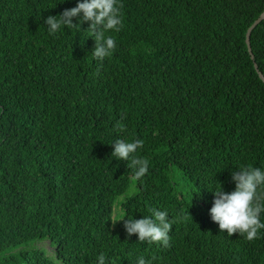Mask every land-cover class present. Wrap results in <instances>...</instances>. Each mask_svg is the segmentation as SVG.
I'll return each mask as SVG.
<instances>
[{"label": "trees", "instance_id": "1", "mask_svg": "<svg viewBox=\"0 0 264 264\" xmlns=\"http://www.w3.org/2000/svg\"><path fill=\"white\" fill-rule=\"evenodd\" d=\"M75 4L0 0V264H97L100 252L106 264H264V229L229 236L209 211L211 188H234L231 169L264 166V79L247 43L264 0H120L103 61L88 22L55 35L43 24ZM251 47L264 74V19ZM117 136L143 139L144 176L112 157ZM154 208L169 212L168 247L124 227Z\"/></svg>", "mask_w": 264, "mask_h": 264}, {"label": "clouds", "instance_id": "2", "mask_svg": "<svg viewBox=\"0 0 264 264\" xmlns=\"http://www.w3.org/2000/svg\"><path fill=\"white\" fill-rule=\"evenodd\" d=\"M60 2L63 3L64 0ZM84 22H88L85 29L92 33L95 40L91 54L93 58L103 61L117 47L114 37L106 35V32H119L122 27L120 0H76L74 6L65 8L59 14L45 17L43 24L50 35H55L62 28L65 30V26L71 30H80ZM117 127L123 128L124 125L117 123ZM111 143L112 157L127 162L132 157L136 178L148 172V160L133 156L143 146V139L128 141L117 136ZM230 178L235 185L231 191H226L222 182L210 189L213 193V203L209 209L211 219L218 223L221 231L227 230L229 236L239 233L248 240H253L264 229V219L261 218L264 213V166L240 165L234 170L231 169ZM151 212L152 215H143L140 218L127 216V219H124L126 215L121 214L118 219H124L127 234H136L138 241L159 242L165 247L170 246L172 222L169 212L158 208ZM107 260L108 257L103 252L98 253L97 264H106ZM136 264H150V261L139 256Z\"/></svg>", "mask_w": 264, "mask_h": 264}, {"label": "water", "instance_id": "3", "mask_svg": "<svg viewBox=\"0 0 264 264\" xmlns=\"http://www.w3.org/2000/svg\"><path fill=\"white\" fill-rule=\"evenodd\" d=\"M264 19V12L261 14V16L249 27L248 29V33H247V43H248V46H249V51L252 55V57L254 58V61H255V66L260 74V76L264 79V74L263 72L259 69L258 67V64L255 60V56H254V53L252 51V47H251V34H252V31L253 29L256 27L257 24H259L262 20Z\"/></svg>", "mask_w": 264, "mask_h": 264}, {"label": "rangeland", "instance_id": "4", "mask_svg": "<svg viewBox=\"0 0 264 264\" xmlns=\"http://www.w3.org/2000/svg\"><path fill=\"white\" fill-rule=\"evenodd\" d=\"M47 249H49V248H47Z\"/></svg>", "mask_w": 264, "mask_h": 264}]
</instances>
